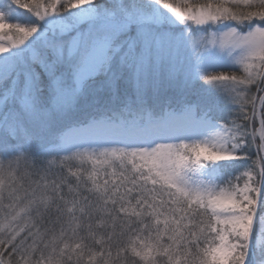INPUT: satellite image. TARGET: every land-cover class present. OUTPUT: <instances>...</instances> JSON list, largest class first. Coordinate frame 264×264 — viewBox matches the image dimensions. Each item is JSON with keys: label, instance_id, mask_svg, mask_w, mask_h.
Returning a JSON list of instances; mask_svg holds the SVG:
<instances>
[{"label": "snow or ice", "instance_id": "obj_1", "mask_svg": "<svg viewBox=\"0 0 264 264\" xmlns=\"http://www.w3.org/2000/svg\"><path fill=\"white\" fill-rule=\"evenodd\" d=\"M0 264H264V0H0Z\"/></svg>", "mask_w": 264, "mask_h": 264}, {"label": "rangeland", "instance_id": "obj_2", "mask_svg": "<svg viewBox=\"0 0 264 264\" xmlns=\"http://www.w3.org/2000/svg\"><path fill=\"white\" fill-rule=\"evenodd\" d=\"M20 12L23 14L24 10H20ZM199 84H203V81H200ZM197 88H199V85H197ZM196 98L197 97H196L195 90H194L193 93L189 95V99L195 101Z\"/></svg>", "mask_w": 264, "mask_h": 264}, {"label": "trees", "instance_id": "obj_3", "mask_svg": "<svg viewBox=\"0 0 264 264\" xmlns=\"http://www.w3.org/2000/svg\"><path fill=\"white\" fill-rule=\"evenodd\" d=\"M22 10V9H21Z\"/></svg>", "mask_w": 264, "mask_h": 264}]
</instances>
